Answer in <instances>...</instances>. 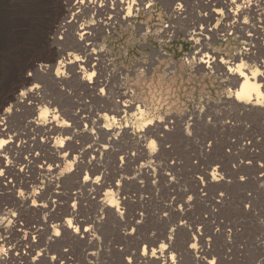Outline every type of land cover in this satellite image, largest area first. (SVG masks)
<instances>
[{
    "label": "rangeland",
    "instance_id": "rangeland-1",
    "mask_svg": "<svg viewBox=\"0 0 264 264\" xmlns=\"http://www.w3.org/2000/svg\"><path fill=\"white\" fill-rule=\"evenodd\" d=\"M124 1L0 0V264H163V247L171 264H264V107L242 109L227 74L241 32L208 0ZM242 20L264 28V8Z\"/></svg>",
    "mask_w": 264,
    "mask_h": 264
},
{
    "label": "bare ground",
    "instance_id": "bare-ground-1",
    "mask_svg": "<svg viewBox=\"0 0 264 264\" xmlns=\"http://www.w3.org/2000/svg\"><path fill=\"white\" fill-rule=\"evenodd\" d=\"M177 2L179 1H185V0H175ZM96 4L98 2H100V0H77V3L75 4L76 8H80L82 10L88 9L89 7H92L91 4L95 3ZM104 2V1H103ZM113 3V2H112ZM183 3V2H182ZM134 4V3H133ZM95 5V4H94ZM189 5V4H188ZM113 6V5H112ZM94 7V6H93ZM132 7V6H131ZM207 7L210 8V19L212 18H218V15L220 14L221 9H225L227 11V13H225V16H222V19H220L221 23H222V29L224 30H232V29H236L239 30V32H241L240 36L241 38H243L245 44L247 45L246 47L243 48L242 51L237 52L236 54L233 55V58L231 60L230 65L227 67V74L230 75L234 80H235V84L234 86H236V100L241 103L242 105H246V106H250V108L252 107H264V62L263 64H260L258 66V64L256 63L254 67H248L247 63L245 62L244 59H252L253 54L255 52L256 49H259L258 47L261 46L262 49V53H263V57H264V28L263 27H254L251 26L249 27L246 23H244L245 20H242L248 9H263L264 8V0H208V4ZM101 9V8H100ZM102 9H105L107 11V14H119L120 10H129L130 8L125 6V1L124 0H114V7H109L108 3H106ZM134 10V9H133ZM178 10V9H177ZM186 10V9H185ZM131 11V10H130ZM176 11V10H175ZM103 12V11H102ZM176 13V12H175ZM222 14V13H221ZM220 14V15H221ZM116 17V16H115ZM216 18V19H217ZM114 20V19H113ZM66 21V20H65ZM74 24V23H73ZM72 25V22H66L65 25L63 26L64 29L65 28H70ZM90 26L87 25H83L81 26V28L79 29V32L77 33V37L75 35L76 32H74V35L72 38L73 43L75 45L81 46L84 45L83 42H85V40L87 39L88 35L90 34L89 32ZM249 29V30H248ZM61 30V29H60ZM67 30V29H66ZM215 30V29H214ZM213 30V31H214ZM221 31V30H220ZM246 31V32H245ZM234 32V31H233ZM245 32L246 35H244L243 33ZM251 32V33H249ZM73 33V32H72ZM67 34V33H66ZM93 34V33H92ZM214 34V33H213ZM229 34V33H228ZM197 35V34H195ZM223 35V34H222ZM227 35V34H226ZM235 35V34H234ZM67 36V35H66ZM191 36V34H190ZM211 36V35H210ZM239 36V35H238ZM70 37V36H69ZM194 37V36H193ZM88 40V39H87ZM193 40V39H192ZM72 43V42H71ZM262 43V45H261ZM95 44V43H94ZM243 44V43H242ZM82 47V46H81ZM205 50L208 49V47H204ZM88 50V48L86 47L85 50ZM260 49V50H261ZM86 50V51H87ZM241 50V49H240ZM204 51V50H203ZM202 52V51H201ZM199 52V53H201ZM212 53V56L210 55ZM70 55V54H68ZM206 55L209 58H213V61L210 63H213L215 65H217L218 63V58L217 55L215 54V52L213 50H210V52H207ZM74 56V55H73ZM255 56V55H254ZM67 59V58H66ZM67 62L61 61L59 62L60 65H62V62L64 63V65H62V67H66L67 65H74V69L76 67H79L78 69H83V76L84 74L90 77V81L89 82H97V79H93L94 78V73L91 72L89 73L88 70L90 71V69H94V66L90 65V63L88 62V60H84V59H78L76 57L70 58V56L68 57V59L66 60ZM248 61V60H247ZM202 62V61H201ZM83 64L85 66H87L86 68H90V69H86ZM66 65V66H65ZM44 66V65H43ZM38 67V66H37ZM68 67V66H67ZM61 68V67H60ZM64 69V68H63ZM35 70H38V68H35ZM95 70V69H94ZM93 70V71H94ZM62 71V70H61ZM57 72V71H56ZM67 72V71H65ZM38 73V72H37ZM65 75V73H64ZM88 77V78H89ZM57 78V77H56ZM84 78V77H83ZM86 78V76H85ZM93 85V84H92ZM38 89V86L32 87L29 91L30 97L34 98V95L36 93V90ZM28 92V91H27ZM27 94V93H26ZM104 95V94H103ZM28 96V95H27ZM26 96V98H27ZM25 98V96H24ZM36 99V97H35ZM34 99V100H35ZM37 100V99H36ZM126 102V101H124ZM236 102V101H235ZM37 104V103H36ZM241 106V105H240ZM242 107V109L244 110H248L247 107ZM122 107H125V109L123 110ZM238 107V106H237ZM118 108L121 111H128L132 109V106H130V104H119ZM38 109V108H37ZM260 109V108H259ZM36 110V109H35ZM35 110H33L35 112ZM243 110V111H244ZM261 110V109H260ZM263 110V109H262ZM38 111V110H36ZM120 111V112H121ZM251 111V110H250ZM47 111L46 109L42 110V114H45ZM261 112V111H259ZM118 113V112H117ZM262 115L264 114V112L261 113ZM82 118V117H81ZM49 119V125L45 128L44 127V132H47L46 130H48L49 132L53 133L54 131H59V127L61 126L59 123V121L57 122V115L55 114H51ZM1 136H6V132L4 131H0V137ZM47 139V138H46ZM48 144V143H46ZM7 144V142L4 139H0V149L3 147H5ZM63 157V156H62ZM63 159V158H62ZM29 161V160H28ZM28 161H24V167L30 166ZM39 162V159H38ZM9 168V165H7V169ZM40 169H43V166L40 167ZM57 168L51 167L49 166L47 168V170L49 171H54ZM25 170V169H24ZM58 170V169H57ZM94 183V182H92ZM101 184V183H100ZM95 185V183L93 184ZM97 185V184H96ZM103 187H106V185L104 183H102L101 185H99L100 189H103ZM106 199L109 198V196L111 195L109 190H106L105 194ZM110 205V204H109ZM112 206V205H111ZM67 228H70L71 230V234L76 235V233H78V226L74 228V226L71 225V222H68ZM38 232V231H36ZM58 232V231H56ZM37 234V233H36ZM84 234L87 236L89 235L88 230H86L84 232ZM55 236H58V233L55 234ZM93 237V236H92ZM190 237V236H189ZM56 238V237H55ZM172 240V238H170ZM188 239V238H187ZM170 240V241H171ZM190 240V239H189ZM172 242V241H171ZM189 242V241H188ZM172 245V244H171ZM162 247V246H161ZM169 248V246H167ZM171 247V246H170ZM192 248V247H191ZM162 250H160V254L165 257L164 259V263L163 264H171L172 262H175V257L176 254H173V249L172 252H168L166 247L161 248ZM170 249V248H169ZM187 249V248H186ZM194 250V249H192ZM203 252L205 251L204 249L202 250ZM143 256L145 258V260H147L146 258V253H143ZM152 259H156L155 262L161 261L160 257H156L154 254L151 255ZM152 259L150 258L149 260H147L148 262L150 261L151 264ZM35 261H38V257H36L34 259ZM34 261V262H35ZM149 262V263H150ZM198 262H202L203 264H213V262L211 261H205L204 259L198 258ZM31 263V262H30ZM33 263V262H32Z\"/></svg>",
    "mask_w": 264,
    "mask_h": 264
}]
</instances>
